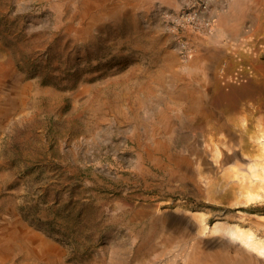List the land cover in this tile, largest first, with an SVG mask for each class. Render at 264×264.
<instances>
[{"label": "rangeland", "instance_id": "rangeland-1", "mask_svg": "<svg viewBox=\"0 0 264 264\" xmlns=\"http://www.w3.org/2000/svg\"><path fill=\"white\" fill-rule=\"evenodd\" d=\"M259 242L264 0H0V264H264Z\"/></svg>", "mask_w": 264, "mask_h": 264}, {"label": "bare ground", "instance_id": "bare-ground-1", "mask_svg": "<svg viewBox=\"0 0 264 264\" xmlns=\"http://www.w3.org/2000/svg\"><path fill=\"white\" fill-rule=\"evenodd\" d=\"M256 154L257 155H260L261 154V151L260 150H257L256 151ZM242 190V189H241ZM244 191L247 193L248 197L252 194V192L254 191V189L252 187H245ZM257 246H258V250L262 249L264 250V246L259 243H257Z\"/></svg>", "mask_w": 264, "mask_h": 264}, {"label": "built area", "instance_id": "built-area-1", "mask_svg": "<svg viewBox=\"0 0 264 264\" xmlns=\"http://www.w3.org/2000/svg\"><path fill=\"white\" fill-rule=\"evenodd\" d=\"M183 50H184V51H186V50H187V49H186V47H185V45L183 46ZM186 52H187V51H186Z\"/></svg>", "mask_w": 264, "mask_h": 264}]
</instances>
